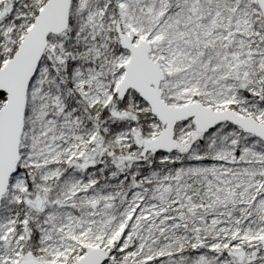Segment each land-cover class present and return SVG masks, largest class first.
Segmentation results:
<instances>
[{"label": "snow or ice", "instance_id": "obj_1", "mask_svg": "<svg viewBox=\"0 0 264 264\" xmlns=\"http://www.w3.org/2000/svg\"><path fill=\"white\" fill-rule=\"evenodd\" d=\"M0 264H264V0H0Z\"/></svg>", "mask_w": 264, "mask_h": 264}]
</instances>
